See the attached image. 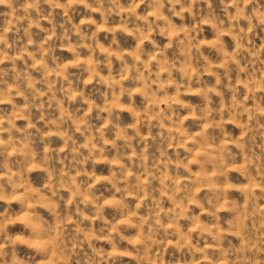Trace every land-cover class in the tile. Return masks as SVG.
Returning a JSON list of instances; mask_svg holds the SVG:
<instances>
[{
	"label": "rangeland",
	"instance_id": "rangeland-1",
	"mask_svg": "<svg viewBox=\"0 0 264 264\" xmlns=\"http://www.w3.org/2000/svg\"><path fill=\"white\" fill-rule=\"evenodd\" d=\"M0 264H264V0H0Z\"/></svg>",
	"mask_w": 264,
	"mask_h": 264
}]
</instances>
